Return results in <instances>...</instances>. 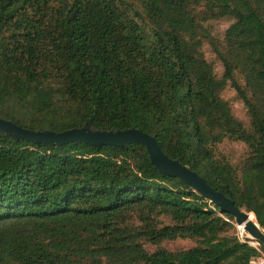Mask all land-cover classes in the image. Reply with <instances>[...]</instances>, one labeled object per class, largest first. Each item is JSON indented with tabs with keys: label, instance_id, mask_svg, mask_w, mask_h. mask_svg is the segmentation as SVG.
<instances>
[{
	"label": "trees",
	"instance_id": "trees-1",
	"mask_svg": "<svg viewBox=\"0 0 264 264\" xmlns=\"http://www.w3.org/2000/svg\"><path fill=\"white\" fill-rule=\"evenodd\" d=\"M0 117L137 127L264 229V0H0ZM236 232L143 144L0 132V264H249Z\"/></svg>",
	"mask_w": 264,
	"mask_h": 264
},
{
	"label": "water",
	"instance_id": "water-1",
	"mask_svg": "<svg viewBox=\"0 0 264 264\" xmlns=\"http://www.w3.org/2000/svg\"><path fill=\"white\" fill-rule=\"evenodd\" d=\"M0 132L15 139H23L43 144L62 145L70 142H84L91 145L125 146L140 143L146 147L150 161L164 174L179 177L186 185L207 197L221 214L234 216L238 225L259 241L264 247V229L251 218V213L240 209L235 202L222 191L214 189L197 171L188 168L180 160L172 158L161 148L157 138L137 127L128 129H102L86 122L81 127L55 131L49 129H31L23 127L13 120L0 117Z\"/></svg>",
	"mask_w": 264,
	"mask_h": 264
},
{
	"label": "rangeland",
	"instance_id": "rangeland-1",
	"mask_svg": "<svg viewBox=\"0 0 264 264\" xmlns=\"http://www.w3.org/2000/svg\"><path fill=\"white\" fill-rule=\"evenodd\" d=\"M217 29L219 30H224L229 26V23L223 21V22H216L215 23ZM228 98H234L235 94L228 92L226 95ZM233 110L234 113L238 118L241 120L248 122L247 116H246V108L244 104L241 101H236L233 104ZM222 148L224 149L225 152H230L234 154H239L243 150V145L240 143H234V142H225L222 145ZM238 235L241 233V229L238 228L237 226V232ZM247 234V233H246ZM246 236V235H244ZM193 243L190 241H183V240H177V241H169L166 243V246L170 249H176V248H182V247H189L192 246Z\"/></svg>",
	"mask_w": 264,
	"mask_h": 264
},
{
	"label": "built area",
	"instance_id": "built-area-1",
	"mask_svg": "<svg viewBox=\"0 0 264 264\" xmlns=\"http://www.w3.org/2000/svg\"><path fill=\"white\" fill-rule=\"evenodd\" d=\"M236 225L238 226L239 229H241L240 225H238L237 223H236ZM246 233L247 232L245 230L241 229V233L238 235L240 240L242 242L250 244L258 252V254L250 260L249 264H264V248H263L262 244L259 241L252 239V237H250V235L248 233L247 234ZM244 235H246V236H244Z\"/></svg>",
	"mask_w": 264,
	"mask_h": 264
},
{
	"label": "bare ground",
	"instance_id": "bare-ground-1",
	"mask_svg": "<svg viewBox=\"0 0 264 264\" xmlns=\"http://www.w3.org/2000/svg\"><path fill=\"white\" fill-rule=\"evenodd\" d=\"M251 218L253 219V220H255V216H254V214L253 213H251ZM241 227V229L242 230H244V226L242 225V226H240Z\"/></svg>",
	"mask_w": 264,
	"mask_h": 264
}]
</instances>
